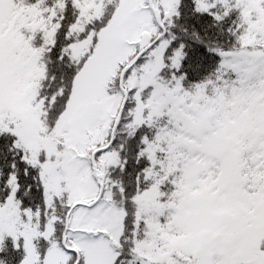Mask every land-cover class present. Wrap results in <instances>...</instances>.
I'll use <instances>...</instances> for the list:
<instances>
[{
	"label": "snow or ice",
	"instance_id": "obj_1",
	"mask_svg": "<svg viewBox=\"0 0 264 264\" xmlns=\"http://www.w3.org/2000/svg\"><path fill=\"white\" fill-rule=\"evenodd\" d=\"M0 264H264V0H0Z\"/></svg>",
	"mask_w": 264,
	"mask_h": 264
}]
</instances>
